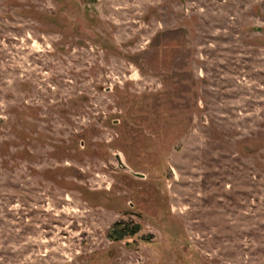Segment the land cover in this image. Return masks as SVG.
<instances>
[{"label":"rangeland","instance_id":"374dc122","mask_svg":"<svg viewBox=\"0 0 264 264\" xmlns=\"http://www.w3.org/2000/svg\"><path fill=\"white\" fill-rule=\"evenodd\" d=\"M0 264H264V0H0Z\"/></svg>","mask_w":264,"mask_h":264},{"label":"trees","instance_id":"16d2710c","mask_svg":"<svg viewBox=\"0 0 264 264\" xmlns=\"http://www.w3.org/2000/svg\"><path fill=\"white\" fill-rule=\"evenodd\" d=\"M119 227H121L120 222L115 224L114 229H113L114 232H112V237H114L116 240L122 239L128 235H134L138 231L137 228L133 230H129L127 228H119Z\"/></svg>","mask_w":264,"mask_h":264},{"label":"water","instance_id":"95a60500","mask_svg":"<svg viewBox=\"0 0 264 264\" xmlns=\"http://www.w3.org/2000/svg\"><path fill=\"white\" fill-rule=\"evenodd\" d=\"M118 160H119V163L122 164V160H121L120 156L118 157ZM122 165H123V167L126 168V166L124 164H122Z\"/></svg>","mask_w":264,"mask_h":264}]
</instances>
